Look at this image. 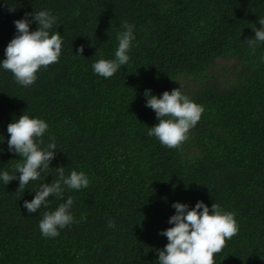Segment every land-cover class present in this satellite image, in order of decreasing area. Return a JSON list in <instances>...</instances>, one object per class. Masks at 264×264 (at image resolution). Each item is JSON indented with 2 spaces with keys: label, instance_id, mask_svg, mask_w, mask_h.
Returning a JSON list of instances; mask_svg holds the SVG:
<instances>
[{
  "label": "trees",
  "instance_id": "trees-1",
  "mask_svg": "<svg viewBox=\"0 0 264 264\" xmlns=\"http://www.w3.org/2000/svg\"><path fill=\"white\" fill-rule=\"evenodd\" d=\"M41 10L57 18L50 33L60 32L62 52L27 88L0 67V173L21 159L8 151L7 126L23 114L47 122L56 156L24 192L18 179L0 181V264H158L173 203L198 201L234 212L239 225L214 264H264V43L253 52L244 41L261 27L264 0H0V62L14 21ZM124 21L134 25L129 63L103 78L92 64L115 58ZM180 85L205 111L169 149L147 134L159 121L144 92ZM58 167L85 172L89 186H64L63 199L29 214L23 202ZM69 196L74 222L43 237V213Z\"/></svg>",
  "mask_w": 264,
  "mask_h": 264
},
{
  "label": "clouds",
  "instance_id": "clouds-1",
  "mask_svg": "<svg viewBox=\"0 0 264 264\" xmlns=\"http://www.w3.org/2000/svg\"><path fill=\"white\" fill-rule=\"evenodd\" d=\"M32 16V19H28ZM38 23L35 31L30 30V24ZM57 18L47 10L26 13L25 17L14 21L16 34L4 50L5 59L0 67L10 71L15 82L25 88L33 85L41 69L58 63L62 52V36L59 31L50 33ZM252 29L254 38L244 41L255 52L256 47L264 43V17H260ZM123 31L117 34L118 47L114 59H99L92 64L95 74L103 78H111L121 66L127 65L130 60L129 52L132 41L135 40L134 25L127 21L122 22ZM84 46L81 45L76 54L83 56ZM179 88L164 91L157 96L151 90H145L147 97L146 107L151 108L159 121L149 127L148 136L155 137L162 146L169 149H180L190 137L189 130L197 125L205 111L204 106L191 100ZM45 120L21 115L9 123L7 132L8 151L18 154L21 159L14 166V173L8 171L0 173V181L7 185L18 179L19 187L16 191L24 192L30 181L40 179L41 174L49 168L50 162L56 156L55 138L45 145L44 134L48 130ZM43 146V147H42ZM3 149H0L2 152ZM57 178L49 183H41L35 189L34 198L23 202V207L29 214L37 212L42 207L47 208L49 198L54 196L63 199L64 186L72 190H80L89 186V177L85 172L72 170L65 176L64 167L56 168ZM17 173L19 175L17 176ZM74 200L69 196L64 203H60L54 211H45L39 221V230L45 238H55L63 229L74 222L71 212ZM176 210L168 223L173 225L159 234L167 237V244L157 249L158 264H214V256L220 253L230 240L238 234L239 225L235 213L224 210L219 204L213 203L211 210L203 201H198L195 207L188 204L174 202ZM82 219H86L83 216ZM108 227H115L109 219Z\"/></svg>",
  "mask_w": 264,
  "mask_h": 264
}]
</instances>
